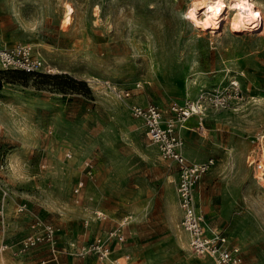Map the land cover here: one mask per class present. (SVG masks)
<instances>
[{
	"label": "rangeland",
	"instance_id": "1",
	"mask_svg": "<svg viewBox=\"0 0 264 264\" xmlns=\"http://www.w3.org/2000/svg\"><path fill=\"white\" fill-rule=\"evenodd\" d=\"M64 2L73 10L67 24ZM189 2L0 0V46L30 45L53 70L0 67V240L9 245L0 264H21L22 255L30 264H214L190 253L178 225L175 167L128 109L147 102L167 109L200 90L209 91L207 136L197 135L194 116L176 123L186 159L213 162L195 187L198 206L246 264H264V176L250 164L264 167V33L231 35L222 26L201 35L189 26ZM33 20L35 31L21 27ZM112 87L131 98L116 99ZM216 91L227 104L216 103ZM261 136L262 150L250 142ZM16 160L27 166L24 180L11 178ZM45 224L56 229L55 252L38 243L18 254L20 241Z\"/></svg>",
	"mask_w": 264,
	"mask_h": 264
},
{
	"label": "built area",
	"instance_id": "2",
	"mask_svg": "<svg viewBox=\"0 0 264 264\" xmlns=\"http://www.w3.org/2000/svg\"><path fill=\"white\" fill-rule=\"evenodd\" d=\"M0 67L4 70H17L26 73H42L49 74L53 70L50 65L42 58L39 52L34 50L30 45L22 42H16L13 46H0ZM116 99L125 101L131 98L128 90L112 87L110 88ZM231 90H237L238 85L231 83ZM216 103L221 105L227 104L225 96L221 97L220 92L216 91ZM209 91L200 90L198 96L194 100L170 102L167 109H162L155 102H147L145 104H128L129 113L132 118L142 121L145 136L148 142L156 147L159 158L168 163L173 164L177 173L174 189L176 194V203L179 208L178 225L180 231L185 235L188 242V249L191 254L212 259L215 264H244L238 247L232 246L223 236L221 229L212 219H205L196 200V185L201 176L212 166V160L206 162L188 161L183 153L184 139L176 130V123L183 126L189 117L194 116L198 119L196 133L200 137H206V129L203 126V113L206 110V96ZM169 116V117H168ZM263 136L252 139L250 141L256 146H260L263 142ZM258 143V145H257ZM261 154H259L260 157ZM69 157L68 154H66ZM257 157V158H259ZM256 158V159H257ZM252 162V161H251ZM254 166L256 173L261 172L264 176L263 165L257 161L250 163ZM3 165L0 164V169ZM83 173L86 178L93 179V165L90 161L83 162ZM257 177V176H256ZM83 183L80 181L73 189L75 193H79ZM23 206L18 208L17 212H22ZM96 219L105 218L103 213L96 212ZM37 225H31L34 229ZM41 232H31L18 246V254H23L31 247L38 243H46L51 248L55 244L56 229L51 224L41 226ZM115 235H117L115 233ZM122 239V236L120 237ZM122 241V240H120ZM8 249V246L0 242V253ZM54 253V249L52 248ZM127 258L115 260V264H128ZM122 261V262H121Z\"/></svg>",
	"mask_w": 264,
	"mask_h": 264
},
{
	"label": "bare ground",
	"instance_id": "3",
	"mask_svg": "<svg viewBox=\"0 0 264 264\" xmlns=\"http://www.w3.org/2000/svg\"><path fill=\"white\" fill-rule=\"evenodd\" d=\"M63 5V22L67 24L73 10L66 2ZM188 11L189 26L201 35L218 34L222 26L231 35L264 33V3L259 0H190ZM260 184L264 187V178Z\"/></svg>",
	"mask_w": 264,
	"mask_h": 264
},
{
	"label": "clouds",
	"instance_id": "4",
	"mask_svg": "<svg viewBox=\"0 0 264 264\" xmlns=\"http://www.w3.org/2000/svg\"><path fill=\"white\" fill-rule=\"evenodd\" d=\"M38 21H27L21 25V27L25 28V30L35 31L37 27H39ZM9 170L11 172V178L13 180H24L26 177L22 175L26 170L27 166L23 163V161H9L8 164Z\"/></svg>",
	"mask_w": 264,
	"mask_h": 264
},
{
	"label": "crops",
	"instance_id": "5",
	"mask_svg": "<svg viewBox=\"0 0 264 264\" xmlns=\"http://www.w3.org/2000/svg\"><path fill=\"white\" fill-rule=\"evenodd\" d=\"M175 178H177V173H176V176H175ZM176 181V180H175ZM175 185V184H174ZM196 199H197V196H196ZM198 204V203H197ZM199 208H200V206H199ZM209 219H212L214 222H215V220L213 219V218H209ZM208 219V220H209ZM216 223V222H215ZM217 224V223H216ZM219 227V226H218ZM0 242H3L4 244H6L8 247H9V245L7 244V242H5L3 239H2V241L0 240ZM21 257V258H20ZM19 258L21 259V264H30V262L28 261V259L27 258H25L26 256H24V255H22V256H20ZM243 257V256H242ZM205 259H208V258H205ZM210 260V259H209ZM212 260V259H211ZM213 261V260H212ZM213 263H214V261H213ZM215 264V263H214ZM244 264H246V262H245V260H244Z\"/></svg>",
	"mask_w": 264,
	"mask_h": 264
},
{
	"label": "trees",
	"instance_id": "6",
	"mask_svg": "<svg viewBox=\"0 0 264 264\" xmlns=\"http://www.w3.org/2000/svg\"><path fill=\"white\" fill-rule=\"evenodd\" d=\"M54 78H58L57 76H55Z\"/></svg>",
	"mask_w": 264,
	"mask_h": 264
},
{
	"label": "snow or ice",
	"instance_id": "7",
	"mask_svg": "<svg viewBox=\"0 0 264 264\" xmlns=\"http://www.w3.org/2000/svg\"><path fill=\"white\" fill-rule=\"evenodd\" d=\"M257 15H259V14L257 13Z\"/></svg>",
	"mask_w": 264,
	"mask_h": 264
}]
</instances>
